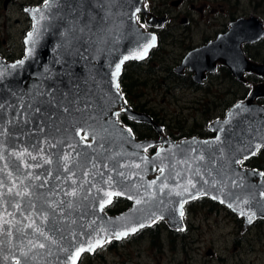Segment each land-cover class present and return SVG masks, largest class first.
<instances>
[{
  "label": "water",
  "instance_id": "obj_1",
  "mask_svg": "<svg viewBox=\"0 0 264 264\" xmlns=\"http://www.w3.org/2000/svg\"><path fill=\"white\" fill-rule=\"evenodd\" d=\"M44 4L25 10L31 29L24 57L0 59V264H78L104 243L159 220L183 231V205L200 196L225 206L244 228L264 220V173L238 167L264 147V107L254 103L264 96L263 85L208 126L214 138L171 140L129 107L117 87L124 65L143 61L156 46L137 21L140 15L155 18L145 0ZM262 35L255 19H240L215 45ZM211 47L184 59L195 79L206 70ZM217 54L212 60H222ZM236 54L234 76L241 79L247 71L264 77L240 48ZM120 116L151 125L159 140H136ZM155 144L161 146L157 152L146 154ZM114 198L131 207L108 215Z\"/></svg>",
  "mask_w": 264,
  "mask_h": 264
},
{
  "label": "rangeland",
  "instance_id": "obj_2",
  "mask_svg": "<svg viewBox=\"0 0 264 264\" xmlns=\"http://www.w3.org/2000/svg\"><path fill=\"white\" fill-rule=\"evenodd\" d=\"M4 1L0 0V41H6L2 43V52L10 56L7 60L15 61L23 56L25 46L22 40L31 29V21L22 12L21 5L40 6L45 0H15L7 10L3 9ZM163 1L154 0V6H159ZM183 1V5L175 8L173 13L178 18H189L192 24L186 29H194V23L199 25V29L191 33L192 41L199 43L209 27L206 23L213 26L220 23V0ZM254 1L260 5L259 15H253L250 0L241 1L238 13L246 18L258 16L264 21V0ZM182 30L179 27L176 33H182L183 38L187 39L189 34ZM163 55L165 59L161 63L166 66L167 57ZM141 74V80L147 78L148 85L143 87L139 84L141 87L137 85L133 89L129 95L131 103L137 109L144 105L145 112L157 116L175 139L205 137L203 133L207 131V125L225 116L218 104L204 102L208 98L199 96L197 100L188 90L170 91L165 89V85L160 86V77H150L145 72ZM119 208H122V204L117 205ZM184 219L187 222L186 231L179 236L171 235L175 232H171L164 223L159 226L161 234L158 239L144 232L141 236L114 244L112 249L104 246L93 256H84L80 264H264V220H257L244 228L243 220L236 214L216 203L210 205L208 200L188 207Z\"/></svg>",
  "mask_w": 264,
  "mask_h": 264
},
{
  "label": "flooded vegetation",
  "instance_id": "obj_3",
  "mask_svg": "<svg viewBox=\"0 0 264 264\" xmlns=\"http://www.w3.org/2000/svg\"><path fill=\"white\" fill-rule=\"evenodd\" d=\"M14 1L15 0H10L6 5V7L3 6L4 7L3 9L7 10L8 6L14 3ZM241 1L242 0H220L219 11L222 17L220 23L214 26L206 23V25L209 26L210 28L208 27L207 31L203 35L202 41L199 43L197 42L194 43V41H192L193 36L191 34L194 33L197 29H199L198 28L199 25L197 23H194L195 25L194 29L192 30L186 29L185 27H188L189 25L192 24L190 23L189 18L188 17L178 18L177 17L178 15L176 13H173L174 10H176L175 8H179L180 6L183 5L184 3L183 0H175V1L164 0L159 6H154L155 5L154 0H145L146 11L149 14L153 15L155 18L151 19L148 16H146L145 18L142 15L137 17L138 24L142 26L144 31L153 34L155 36L156 46L150 50L147 58L144 59L143 61L128 62L124 65L123 76L126 75L125 73L126 69L128 65L131 63H136V65H138L139 70L141 71V72H137L134 70L133 73L131 72L130 77L127 80H125V83H128L131 89L140 86L139 84L143 85V87H147L148 85L146 81L147 78H142L141 80L140 77L142 76L141 73L145 72L146 74H150L149 75L150 77L152 76H156V78L160 77L158 79L160 80L159 81L160 86L165 85V89H169L170 91L171 89L188 90L189 92H191L192 96H194L197 100H199L200 98L204 99L206 97L208 98L207 100L204 99V102H206V104L209 105L218 104L220 106L219 109H223L225 116L221 119H216L210 122L207 125V131L203 133V135L206 134V136L200 138L196 137L198 139L214 138L215 133L211 132L208 129V126L213 122L224 120L229 109L232 106L236 105L237 103L244 101L251 93L254 87H257L259 85L264 86V77L258 76L254 72L244 71L241 74V79H238L232 73L233 70L232 68L234 66V57L237 58L236 48H240V51L242 52L245 59L249 63L254 64L259 68H261L258 69L257 71H259L261 74L264 75V21L260 19L258 16L256 17L251 16L246 18L240 15V13L238 12H240L239 7L242 4ZM250 4L251 7L253 8V15H259L258 14L259 6H260L259 3L254 0H250ZM29 7H34V6H30L28 4L21 5L22 12L26 14L25 10ZM238 14L240 15L239 17H237ZM26 17L29 18L27 14ZM250 18L255 19L261 25V29L263 30V35L259 39L255 40L254 42H248V41L243 42L242 40H239V38L232 37L228 41L227 40H223L222 42L219 41L218 45H215V43L218 41L220 37L222 36L225 37L227 35L229 30L232 28V25L236 21L240 19L248 20ZM16 23H18V21H16ZM179 27H181V30L184 27L185 30L182 31L186 34H189L190 37L188 35L186 39L183 38L184 35L182 33L179 34L176 33V30ZM28 32L29 31H27L24 36H26ZM5 42L6 41H0V59L5 60L6 62H15L20 60L24 56L25 48H24L23 56L20 59L15 61L7 60L8 57L10 56H8L7 54H3L2 52L3 50L2 43L5 44ZM22 43L24 44V40H22ZM211 45H212L211 50L207 54V56L211 54L209 56L211 59L207 62L206 70L203 71L200 78L195 79L196 73L192 71L190 68L183 66L184 59L193 51L204 47H209ZM217 53L222 54L223 56L222 60L220 58L217 60H212V56L218 55ZM163 54H165L167 57L166 66H162L161 63V61L165 59V56ZM172 59L174 60L171 63ZM164 65H165V61H164ZM235 68L237 72L239 67H235ZM137 76L138 78H136ZM152 86H154V84ZM261 91L262 93H264V88ZM222 95L224 96V98H222ZM128 100H130V107L133 110L142 114H146L148 117L152 119L154 123H156L161 128L164 137H168L174 141H181V140L193 138V137H189L183 139L181 138L175 139L168 132L167 127L161 122V120L157 116H153L145 112V110L143 109L144 105L142 108L138 107L137 109V107L131 103L132 102L131 97H129ZM254 103L258 106L264 107V96L257 97ZM227 107H229L228 110ZM123 119L126 121V125L123 123L122 124L130 128L136 140L138 141L159 140L160 136L153 129L151 125L147 123H136L126 118ZM160 147H161L160 145L155 144L147 148L145 152L148 155H152L156 153ZM263 149L264 147L260 148L250 158L243 159L242 162L239 163L238 167L241 169L245 168L250 170H257L264 173V169L258 170L256 168H250L245 166L247 162H250L252 159L257 158L259 154L262 153L261 151ZM208 199L205 196H200L196 199L185 202L183 205V215H185V213L187 212V208L190 207L192 204H195L196 202L199 203L205 202ZM116 200H124L127 203H129L130 206L128 207L129 208L131 207V203L128 200L122 198H114L112 203L106 209L111 208ZM208 201L214 203V201L210 199ZM126 210H124L123 212H125ZM118 214H114V215H118ZM144 232L137 233L136 235L131 237L141 236ZM181 234L182 233H177L178 236ZM117 243H121V242H117Z\"/></svg>",
  "mask_w": 264,
  "mask_h": 264
},
{
  "label": "trees",
  "instance_id": "obj_4",
  "mask_svg": "<svg viewBox=\"0 0 264 264\" xmlns=\"http://www.w3.org/2000/svg\"><path fill=\"white\" fill-rule=\"evenodd\" d=\"M134 70L137 72H141L138 68V65H136V63L129 64L127 69H126V72H125L126 75L123 76V74H122V79L120 80V90L122 91V93H124L125 98L128 102L130 101V100H128L129 95L133 92V89H131V87L128 83H125V80H127L130 77L129 74L131 72H133ZM127 71H129V73H127ZM120 119H121L122 123L126 125V121L123 118H120ZM261 152L262 153H260L257 158L252 159L250 162H247L245 164V166L250 167V168H256L258 170H263L264 169V149ZM119 204H122V208L117 209V205H119ZM211 204H215V203L210 202V205ZM128 206H130V205L126 201L116 200L111 208L106 209V212L110 215L118 214V213L123 212L124 209H126V207H128ZM163 224H164L163 222H157L153 228L147 229V230H145V232H148L151 236H155L158 239V237L161 234L159 226L163 225ZM171 232H173V231H171ZM171 235L177 236V233H171ZM106 247L109 249H112L114 247V244H112V242L108 243L106 245Z\"/></svg>",
  "mask_w": 264,
  "mask_h": 264
},
{
  "label": "snow or ice",
  "instance_id": "obj_5",
  "mask_svg": "<svg viewBox=\"0 0 264 264\" xmlns=\"http://www.w3.org/2000/svg\"><path fill=\"white\" fill-rule=\"evenodd\" d=\"M57 2H58V0H45L44 7H45L46 9H50L51 6H53V4H55V3H57ZM36 11H37V13L40 14V15H39V20H43V19L45 18L43 12H41L40 9H37ZM29 36L31 37V36H32V33H29ZM151 40L154 42V41H155V37H151ZM150 46H151V45H148V46L144 47L143 52L141 53V55L138 56V57H136V58H141L143 54H146L147 51H148V47H150ZM21 63H22V62H21ZM119 72H120V67H119V65H118V66L116 67V74L118 75ZM117 87H119L118 84H117ZM65 159H67V157H65ZM9 191H11V189H9ZM17 194L19 195V193H17ZM66 194H68V195H73V196H74V195H75V192L66 193ZM108 195H111V193H109ZM138 203H139V202H138ZM181 214H182V213H181ZM248 220H249V222L252 221V216H251V215L248 217ZM142 226H143V225H141V227H142ZM132 231H135V229H132ZM40 234L43 235L42 232H41ZM96 244H100V241L97 240V241H96ZM39 247L43 248L44 245H43V244H40ZM92 247H93V246L90 245V246H89V250H91ZM81 251H82V249H81ZM76 255H79V252H77Z\"/></svg>",
  "mask_w": 264,
  "mask_h": 264
}]
</instances>
